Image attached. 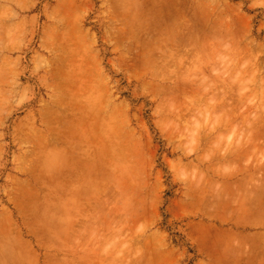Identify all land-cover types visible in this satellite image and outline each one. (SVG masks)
I'll return each instance as SVG.
<instances>
[{
  "label": "rangeland",
  "instance_id": "1",
  "mask_svg": "<svg viewBox=\"0 0 264 264\" xmlns=\"http://www.w3.org/2000/svg\"><path fill=\"white\" fill-rule=\"evenodd\" d=\"M261 261L264 0H0V264Z\"/></svg>",
  "mask_w": 264,
  "mask_h": 264
},
{
  "label": "crops",
  "instance_id": "2",
  "mask_svg": "<svg viewBox=\"0 0 264 264\" xmlns=\"http://www.w3.org/2000/svg\"><path fill=\"white\" fill-rule=\"evenodd\" d=\"M259 264H264V261L259 262Z\"/></svg>",
  "mask_w": 264,
  "mask_h": 264
},
{
  "label": "bare ground",
  "instance_id": "3",
  "mask_svg": "<svg viewBox=\"0 0 264 264\" xmlns=\"http://www.w3.org/2000/svg\"><path fill=\"white\" fill-rule=\"evenodd\" d=\"M50 72V71H49ZM51 74V73H50ZM55 75V74H54Z\"/></svg>",
  "mask_w": 264,
  "mask_h": 264
}]
</instances>
